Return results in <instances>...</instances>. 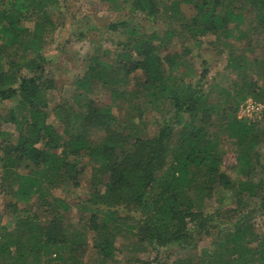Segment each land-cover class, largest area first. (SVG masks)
<instances>
[{
  "label": "trees",
  "instance_id": "obj_1",
  "mask_svg": "<svg viewBox=\"0 0 264 264\" xmlns=\"http://www.w3.org/2000/svg\"><path fill=\"white\" fill-rule=\"evenodd\" d=\"M55 4L0 0V102H15L0 115V188L12 198L6 212L13 218L8 229L0 215V264H40L51 255L50 260L64 262V249L72 259L68 264H82L85 234L69 227L70 206L51 191L64 184L80 186L83 158L93 166L91 193L81 209L90 213L86 229L95 236L93 249L101 261L116 251L114 241L124 222L119 212L125 211L128 217L135 215L129 217L131 238L157 251L155 264H264V233L255 223L264 219V110L258 121L236 116L240 101L263 100L261 88L246 79L248 68L261 69L262 62L240 65L231 57L240 83L234 81V92L216 85L213 100L204 90L206 70L185 80L188 48L181 55L162 56L166 46L156 32L137 34L115 61L87 58L84 76L74 85L75 103H61L53 111L61 135L46 123L45 95L55 89V81L44 75L42 66L47 36L56 29L48 12ZM181 4L194 13L182 14ZM131 8L149 19L159 13L155 0H133ZM167 10L197 44L208 35L228 39L233 31L243 37L240 26L246 23L247 32L264 29V0H176ZM122 25L124 21L115 22L108 29ZM92 83L129 106L140 99L142 106L158 111L156 133L150 137L140 131L145 112L140 105L133 103L130 109L136 123L121 121L109 107L87 98L85 87ZM8 124L16 135L3 129ZM96 130L102 133L97 140L89 136ZM225 139L233 147L237 180L222 171ZM217 189L230 195L234 208L227 207V197L223 208L204 207ZM32 199L36 206L30 205ZM43 213L50 215L45 222ZM204 240L208 246L193 255ZM161 249L186 255L170 262L160 257Z\"/></svg>",
  "mask_w": 264,
  "mask_h": 264
},
{
  "label": "rangeland",
  "instance_id": "obj_2",
  "mask_svg": "<svg viewBox=\"0 0 264 264\" xmlns=\"http://www.w3.org/2000/svg\"><path fill=\"white\" fill-rule=\"evenodd\" d=\"M133 0H56L54 6H50L48 12L51 20L55 24V31L47 36V44L43 51L45 58L43 64L44 75L54 79L55 89L46 92L45 101L47 103L46 123L52 125L56 131L62 135V125L55 118L53 111L55 107L61 103L68 102L74 104L72 98L75 91V83L84 76L86 71L87 58L91 55H96L104 62L115 61V57L124 51L123 45L136 35L149 36L156 32L163 40L166 48L162 50V56L172 54L181 55L188 48L189 53L185 56L186 64L189 73L186 76V81H190L193 77L196 78L203 70L207 71L203 80L204 90L210 92L211 98L214 100L218 96V89L226 88L233 91L234 81L237 83L241 74L233 69L230 61L235 59L236 64H244L247 61L256 63L262 62V68L257 69L255 66H250L247 72L249 81L256 82L261 88L262 101H258L264 107V29L259 31L247 32L248 24L240 26L246 32L245 36H239L238 31H233L232 37L224 39L221 36L208 35L199 39L200 44L195 41L188 40L186 34L181 29L179 22L175 17H171L167 10L171 1L176 0H155L159 13L155 19H149L140 12H134L131 8ZM180 11L187 17H190L194 12L190 6L181 4ZM126 26H119L116 31H110L109 25L117 22H123ZM31 28L32 25L26 23ZM172 35L167 40L166 36ZM227 45V46H224ZM131 56L135 58L134 51H131ZM204 62L206 64H204ZM183 69L181 68L180 71ZM218 85V89H216ZM242 85V84H240ZM131 86V84H130ZM215 86V87H214ZM121 88V89H120ZM122 91V87H120ZM237 89V88H236ZM119 91V92H120ZM234 92V91H233ZM87 98L93 100L96 104L103 107H109L111 112L120 120L126 118L134 119L139 123L136 114L131 111L133 103L140 105L144 109L140 131L147 136H153L161 121L160 113L152 108L142 106L141 100H132V105L123 98H118L111 93V90L104 88L100 84L92 83L85 87ZM221 98V96H220ZM253 98V97H248ZM254 99V98H253ZM244 101L238 103L236 116L250 121H258L259 117H243L240 114V107ZM15 106L13 101L0 102V115H6L7 112ZM3 129L10 132L12 136L16 135L17 131L14 125H3ZM89 136L92 139H99L102 133L99 130L90 131ZM224 156L222 159V171L229 175L233 180H237L239 176L234 171L235 154L231 142L227 139L223 143ZM264 153V148H263ZM84 166L83 175L80 178V186L73 187L71 184H64L61 187L52 190L54 197L60 198L70 206L67 224L73 226L78 231H83L85 240L88 244L86 253L79 261L82 264H155L153 261L157 251L147 245L137 244L130 236L128 226L131 224L130 214L127 216L125 211H120L119 216L123 219L121 233L116 237L114 245L116 251L113 257L106 260L102 258L93 249L94 235L86 229L89 223L90 213L81 209L86 199L91 193V178L92 166L87 158H83ZM227 197L229 204L227 207L234 208V200L230 199V195L222 190H215L212 198L206 201L204 207L207 210L213 208H223V198ZM10 196L4 195L0 188V215L1 225H6L8 229H12L13 218L7 210V203L11 202ZM36 199H32L31 204L36 206ZM253 207L254 203H250ZM80 207V208H79ZM41 221L45 222L50 218L46 213L42 214ZM133 218V217H132ZM134 219V218H133ZM256 229L258 232L264 233V219H255ZM72 228V227H71ZM208 246L207 240L199 241L197 250L193 255L200 254L202 248ZM63 256V261L50 260L53 255L42 259L40 264H68L71 262V257L66 249L60 250ZM186 253L172 250H160V257L170 262L184 257ZM36 264V263H35Z\"/></svg>",
  "mask_w": 264,
  "mask_h": 264
},
{
  "label": "built area",
  "instance_id": "obj_3",
  "mask_svg": "<svg viewBox=\"0 0 264 264\" xmlns=\"http://www.w3.org/2000/svg\"><path fill=\"white\" fill-rule=\"evenodd\" d=\"M263 110L264 107L260 103H257L256 101L249 98L241 105L240 114L243 117H258L261 115Z\"/></svg>",
  "mask_w": 264,
  "mask_h": 264
}]
</instances>
